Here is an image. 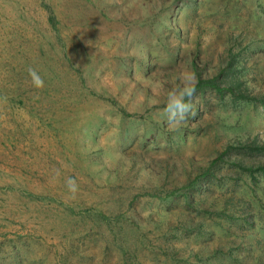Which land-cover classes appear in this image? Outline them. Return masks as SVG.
Returning <instances> with one entry per match:
<instances>
[{"label":"rangeland","instance_id":"rangeland-1","mask_svg":"<svg viewBox=\"0 0 264 264\" xmlns=\"http://www.w3.org/2000/svg\"><path fill=\"white\" fill-rule=\"evenodd\" d=\"M0 264H264V0H0Z\"/></svg>","mask_w":264,"mask_h":264},{"label":"clouds","instance_id":"clouds-1","mask_svg":"<svg viewBox=\"0 0 264 264\" xmlns=\"http://www.w3.org/2000/svg\"><path fill=\"white\" fill-rule=\"evenodd\" d=\"M29 76L31 77L32 84L36 88L44 86V80L39 73L32 68L28 69ZM179 85L170 89L166 94V100L162 114L167 118L169 126H178L181 122L185 121L188 114L191 112L192 105L189 102L195 95L197 84L199 82L196 73L189 69H184L179 75ZM159 82L153 84V88H159ZM59 176V172H55L53 180ZM67 190L72 194L73 198L78 191V185L75 179L68 178L66 181Z\"/></svg>","mask_w":264,"mask_h":264},{"label":"trees","instance_id":"trees-1","mask_svg":"<svg viewBox=\"0 0 264 264\" xmlns=\"http://www.w3.org/2000/svg\"><path fill=\"white\" fill-rule=\"evenodd\" d=\"M205 84V82H200L199 83V85L197 86V89H202V86ZM215 87V89H219V88H217L216 87V85L214 86ZM214 89V88H213ZM219 91H220V89H219Z\"/></svg>","mask_w":264,"mask_h":264}]
</instances>
